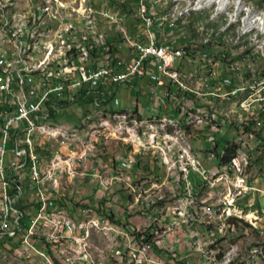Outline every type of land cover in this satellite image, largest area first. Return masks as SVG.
Masks as SVG:
<instances>
[{"label": "built area", "instance_id": "2783aa9c", "mask_svg": "<svg viewBox=\"0 0 264 264\" xmlns=\"http://www.w3.org/2000/svg\"><path fill=\"white\" fill-rule=\"evenodd\" d=\"M161 1L95 0L97 20L81 27V19L89 16L82 0H59L56 13L63 16L62 24L31 20L35 26H47V52L27 53L32 30L17 24V35H9L4 18L0 27V258L23 257L27 264H100L99 257H92V249L99 247L92 240L96 229L90 210L99 211V221L117 244V254L108 264L131 260L215 264L208 248L200 247L199 226H209L218 240L219 235H227L226 258L236 264L234 237L247 232L233 227L232 219H248V226L258 223L264 241V184L258 177L241 180L237 165L239 198L217 196V188L225 189L230 180L228 169L218 165V150L227 133L249 145H264V96L261 101L238 103L241 93L261 94L264 48H257L255 39L242 50L227 51L228 43L247 33L250 18L236 20L235 13H229L226 18L235 21V31L233 38H226L223 30L210 33V20L191 17L195 7H189L187 25L196 28V35H189L186 26L176 27L178 4L187 0H177L170 9H161ZM219 1L226 0L202 3L210 8ZM20 3L22 12L37 6V0ZM67 13H76V20H67ZM140 23H147V33H140ZM258 36L264 37V27ZM209 37L219 38L215 49H222V56H215V49L186 53L187 44L203 43ZM63 42H70V50H63ZM39 67H48V74H39ZM227 67L236 68V75H228ZM185 82L193 83L192 94H185ZM122 89L124 108H130V113L161 114L181 121L192 136L194 155L141 130L83 128V118L94 108L107 107L112 113L122 108L117 96ZM224 100H232L233 108H223ZM76 108L78 117L63 119V111ZM227 109H235L236 117H227ZM198 112L220 118V126L193 125V114ZM50 122H57V130H48ZM72 124H82V133L75 135H82L83 143L58 136V129L68 132ZM240 127H247V134H240ZM119 149H126L127 157H119ZM80 150H90L88 164H77ZM169 150H177V157H169ZM134 157H143V164H134ZM256 161L255 172L264 167V158ZM180 171H189L190 179L198 175L202 185L210 184L212 195L193 199ZM169 175H176V182L161 190L156 200H148L150 190L158 189ZM139 181H146V188L131 197ZM85 188L89 191H80ZM127 199H134V206H127ZM220 200L228 201L227 215L216 219ZM165 201H179V209L164 210ZM198 208H205L203 219L195 218ZM50 209L71 210L72 221L49 217ZM184 222H193L194 232H187ZM160 224H168L166 235L157 234ZM50 235L58 236V244L50 243ZM80 236H87V246H78ZM184 239L187 254H183ZM22 242H31L38 258H29ZM64 242L79 249L78 260L62 252ZM83 254H90V263H83Z\"/></svg>", "mask_w": 264, "mask_h": 264}, {"label": "rangeland", "instance_id": "374dc122", "mask_svg": "<svg viewBox=\"0 0 264 264\" xmlns=\"http://www.w3.org/2000/svg\"><path fill=\"white\" fill-rule=\"evenodd\" d=\"M24 1H31V0H24ZM116 2H123V0H116ZM82 3H83V7L85 8L86 12L89 13V15L94 13L91 18H89V16H85L83 19H81V27H89L91 26V24L94 23V20H97L98 7L95 3V0H82ZM256 4H258V7L264 9V0H259L258 2H256ZM0 5H1L0 7V18H1L0 27H4V18H5V23L6 25L9 26V35H17V28H16L17 24H23V30H32V32L29 34V38L26 41L27 53H32V51L34 53L35 49H37L39 52H45V51L47 52V45L44 42L45 35L47 33V26L46 25L35 26V21H31V20L34 17H36V23L50 24L52 26H59L60 24H62L63 16L58 15V13H56V8H59V0H50V2H48L47 0H37V6H30V8L27 9V12H22V4L20 3V0H0ZM37 8L39 9L38 12H37ZM90 11H92L91 14H90ZM17 12H21V13L18 14ZM1 13L3 14L4 17H1ZM67 20H76V13H67ZM25 21L27 22L25 23ZM114 31H115V28H114ZM65 43L67 42H64V44ZM64 44H63V47H65ZM47 71L48 69L46 67H39V74H48ZM261 95L264 96L263 90L261 91V94H256L255 92V98L261 99ZM117 96L122 100V108H124L127 104L126 94H125L124 89H122V91H120L117 94ZM245 99H247V97ZM79 113L80 111L78 110V108L68 109L67 111L62 112V117L63 119H66L68 115L71 117H78ZM244 133L247 134V129L245 127H244ZM232 134L233 133H227L226 137L222 139V146H223L222 151L223 149L226 151L228 148L232 149L233 151L236 150L235 148L238 146L236 141L238 138H234V134L233 136ZM229 140L231 141V143ZM263 147H264L263 145H260L259 147H256L257 149H255V145L249 146L248 143H245V141L243 142V148H245L246 154L249 153L250 157L245 158V159H248V162H245L244 164L247 165L246 163H248L249 165L247 167H243V170L246 173L244 171L240 172L241 180H244L246 176L248 175V173L252 171L251 167H254V161L257 156L264 158V148ZM237 149H240V148L237 147ZM258 154L259 155L262 154V155L259 156ZM124 155H125V149L123 150L119 149V156H124ZM224 155H226V152L219 153V150H218V159L223 157ZM236 159H237L236 160L237 164H239L240 166V164L243 162L244 156L237 157ZM107 160H108V157L106 161ZM232 161L230 162V164L232 163ZM139 163L143 164V161ZM219 165H220L219 168L223 169L222 167L224 165L222 166L220 162H219ZM202 170L206 171L204 167H202ZM237 172L238 171H232V173H230L231 176H229V178H226L230 180H229V183H225V189L217 188V196H225V193H226V195H228V197L230 198H239V191L237 189L239 188V172L238 173ZM255 177H258V179H260L261 182L264 184V167H261V169H258L255 172ZM175 178H176V175H169V177H165L164 178L165 184L158 183V189H155L154 191L150 190V193H148V195L149 194L151 195L148 196V200H156V197H160L161 190H167V186H171L172 182H176ZM180 179L185 180V188L187 189L192 188L193 199H202V194L209 195V192H212V191H208L207 189L204 191L206 187H208L209 189H212V187L210 186V184L202 185L199 176L196 174H192L191 179H190V172L186 173V177H184V174H182L180 175ZM258 179L256 178V180ZM139 183H143V185L145 184L144 186H146V181L145 182L139 181ZM197 184H198L199 190L195 191L194 186H196ZM201 190L203 192H201ZM80 191L86 193L89 191V188L80 189ZM219 191H222V192L219 193ZM139 192H144V191H136L135 192L136 195H139ZM134 196L135 195L133 194V196L131 197H134ZM129 200H130V204L134 202L133 199H129ZM176 205L179 206V201H165L164 210L176 209L174 208V206ZM227 210H228V201L220 200L219 209H216V219H223L225 215H227ZM68 213H69L70 218L72 219V211L68 210ZM203 213H205V208L196 209L195 218L201 219V214ZM199 214H200V217H197ZM55 216L56 215L55 213H53V211H49V217L56 218ZM90 217L92 219V222H94V228L96 229L94 231V239L92 240L94 241L95 244L97 243L99 247V248L92 249V257H99L100 264H108L109 258L112 255L117 254V244L113 240V234L106 235L107 232L103 231L105 229L103 228V221H99V211L90 210ZM233 220H235L236 222L235 224H232L233 227H240V232H247L246 235L234 237L235 254H238V259L236 261V264H264V252L262 254L259 253V251H262L261 247L264 246L263 234H261V228L259 224L250 223V226H248V219H232V221ZM189 223H192V222H189ZM255 224H258V228H260L258 230L259 232H255ZM167 233H168V226L164 224H160L159 227H157V234L166 235ZM206 234L210 237L212 235V229H208L206 231ZM50 243L58 244V236L50 235ZM78 246H87V236L79 237ZM200 247L208 248V254H210V256H212V258L215 259V264H229V258H226V254L228 253L227 235H221L219 240L216 237L214 239L212 237L209 242L200 241ZM22 249L28 250L29 258H38V251L36 249H32L31 245H28ZM62 252L68 253V256L71 258V260L79 259V249L72 248V242H64V244H62ZM18 261L23 262L24 264H27L26 261L23 259V257H20ZM132 261L135 262V260H131L130 264L132 263ZM83 263H90V254H83Z\"/></svg>", "mask_w": 264, "mask_h": 264}, {"label": "bare ground", "instance_id": "6f19581e", "mask_svg": "<svg viewBox=\"0 0 264 264\" xmlns=\"http://www.w3.org/2000/svg\"><path fill=\"white\" fill-rule=\"evenodd\" d=\"M160 1L161 0H153V2ZM258 1L259 0H226L211 4L209 8V5L207 3H202V0H187V4H178V12L180 14L176 17V27L186 26V32L189 33V35H196V28H194L193 25H187V22L190 20L189 7H195L191 10V17L210 20V33H218L222 32L223 30L224 37L233 38L235 31V21L226 17H228L229 13L234 12L236 20L250 18V27L248 28L247 33H241V35H239L238 40L231 41L227 44V51L242 50L246 47L249 41H255V39L256 47L264 48V37L258 36L261 28L264 27V9L258 7V4H256ZM170 4H177V0H170V2L161 1V9H170ZM91 13L92 11H90V14ZM214 13H216V16H213ZM93 14L89 15V18H91ZM140 33H147V23H140ZM68 44L70 45L69 42L64 44L65 47L63 48L65 50H70V46ZM218 45V37H209L203 41V43L187 44L186 53L199 54L202 51H206V49H215ZM215 56H222V49H215ZM262 60H264V52L262 53ZM46 68L48 69V67ZM227 74L236 75V68L227 67ZM262 90L264 93V84L262 85ZM184 92L185 94H192V82L184 83ZM246 97L247 99H245ZM255 99L256 101H261V99L255 98V92L241 93L238 96V103L253 102ZM223 108H233V101L224 100ZM227 117H236V110L227 109ZM193 125H206L208 127L220 126V118L206 112H198L193 114ZM106 126H119L120 130H141V133L148 134L149 137L156 139H168V141L172 144H177L179 147H181L182 151L187 155H194L195 153V145L192 143V136L183 129L182 122L177 119H169V117L166 115L146 114L145 117H142L141 113H130V108H120L115 113H112V111L107 107H97L93 109V113H91L90 116L83 118V128L92 127V132L106 131ZM245 128L247 129V127ZM48 130H57V122L48 123ZM81 133L82 124H72L68 127V132L67 129H58V136H65V139H70V142L72 143H83V136L75 135ZM240 134H245L244 127H240ZM236 142L238 145L236 146L240 149L234 147L236 149L233 153L234 160L231 164L229 163L228 165H224L222 167L223 169H228L226 171V178L231 176L230 173H232V171H237V165H239L236 161L237 157L244 156L243 162L240 164V172L244 171L243 167H247L249 165L248 163H246L247 165L244 164L245 162H248V159L245 158L250 157L249 153L246 154L245 148H243L244 138H238ZM255 149H257L256 146ZM221 152L223 153L225 150H219V153ZM89 157L90 150H80V156H77V164H88ZM119 157H127V150L125 149L124 156ZM169 157H177V150H169ZM142 161L143 157H134V164H140L139 162ZM180 173L184 174V177H186V173H189V171H180ZM49 211H53V213L56 215V218H63L65 221H72L67 209H50ZM259 229L260 228H258V224H255V232H259ZM28 245L32 246V243L22 242V248H25ZM261 248L262 251H259L260 254L264 252V246ZM19 258L20 257H15L14 259L0 258V264H24L23 262L18 261Z\"/></svg>", "mask_w": 264, "mask_h": 264}, {"label": "crops", "instance_id": "0c3cea01", "mask_svg": "<svg viewBox=\"0 0 264 264\" xmlns=\"http://www.w3.org/2000/svg\"><path fill=\"white\" fill-rule=\"evenodd\" d=\"M219 162H220V160L218 159V165H219ZM219 167H220V165H219ZM255 176V169H253L252 171H250V173H248V175L246 176V178L244 179V180H248V178L249 177H254ZM258 182H261V180L260 179H258ZM199 186H200V184H199ZM145 188H146V186H144L143 185V183H137L136 184V189H132L131 190V196H133V194L135 195L134 197H138L139 195H136V191H144L145 190ZM194 190L195 191H198L199 190V187H198V184L196 185V186H194ZM208 190V191H212V189H209L208 187H206L205 189H204V191L205 190ZM151 190H155V189H151ZM203 192V191H202ZM222 191H219V193H221ZM151 194H149L148 196H150ZM209 195H212V192H209ZM134 200V199H133ZM127 206H134V202L132 203V204H130V200L129 199H127ZM174 208H176V209H179V206H174ZM204 214V215H203ZM203 214H201V219H203L204 217H205V213H203ZM197 217H200V214L197 216ZM164 225H166V226H168V224H164ZM184 229H186L187 230V232H194V223L192 222V223H189V222H184ZM208 229H211L209 226H199V233L200 234H202L203 235V240H200V241H206V242H209L210 240H211V238L213 237V239L216 237V238H218L217 237V235H215L214 233H213V231H212V237L210 236H208L207 234H206V231L208 230ZM103 231H106V230H103ZM107 232V231H106ZM106 235H108V234H106ZM109 235H112V234H109ZM221 237V235H219V238ZM185 245H186V243H185V239L183 240V244H182V246H183V248L185 249V250H183V254H187V249H186V247H185ZM176 250H178V252L180 251L177 247H176ZM153 256H154V258H155V261H157L158 260V258L156 257L157 255L156 254H153ZM131 262V261H130Z\"/></svg>", "mask_w": 264, "mask_h": 264}, {"label": "trees", "instance_id": "16d2710c", "mask_svg": "<svg viewBox=\"0 0 264 264\" xmlns=\"http://www.w3.org/2000/svg\"><path fill=\"white\" fill-rule=\"evenodd\" d=\"M226 155L225 156H223V157H221V158H219V160H220V164L223 166V165H228L232 160H233V157H234V155H233V150L232 149H227L226 151ZM258 157V156H257ZM254 165H255V167H252L251 168V170H253V169H256L257 167V163H256V159H255V161H254ZM250 173V172H249ZM236 222H235V220H233L232 221V224H235ZM131 264H141L138 260H135V262L134 261H132V263Z\"/></svg>", "mask_w": 264, "mask_h": 264}]
</instances>
